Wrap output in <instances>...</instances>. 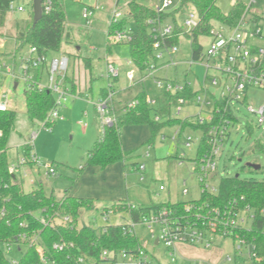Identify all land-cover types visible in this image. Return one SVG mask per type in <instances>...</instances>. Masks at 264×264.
<instances>
[{
    "label": "rangeland",
    "instance_id": "374dc122",
    "mask_svg": "<svg viewBox=\"0 0 264 264\" xmlns=\"http://www.w3.org/2000/svg\"><path fill=\"white\" fill-rule=\"evenodd\" d=\"M32 0H25L30 2ZM130 0H65L64 9L68 26L72 31V41L62 43V49L66 50L70 58V65L67 75L75 78L81 86L85 85L90 75L94 79L100 81L94 84V89L100 86L101 80L106 77L107 61L113 58L117 60V68L120 70L119 80L113 81L114 98L113 102L116 109L121 108L124 101H130L145 91L146 94L158 99L162 94L154 83L152 77H148L146 81H130L128 73L134 72L135 79L139 78L141 71L131 60L130 46L127 43L110 44L108 48V29L113 21V16L116 11L123 14L127 11V4ZM150 5H156L158 0H146ZM253 2L250 9V14L259 17V25L264 32V0H237L238 4L248 6ZM218 6L225 13H228L233 8L232 0H217ZM179 6V0H172L168 11H172ZM88 8L92 11L90 22L83 17L84 10ZM190 10L187 9L185 14ZM185 14H177V21L180 26L183 24ZM30 17V10L19 12L17 10L10 11L7 15L6 24L0 27V37L5 39L6 46H0V51L7 55L13 49L15 50L14 40L7 37L1 31L6 30L13 25L16 29V21H26ZM174 25L172 18L166 20L164 25ZM24 25V24H23ZM22 25V26H23ZM133 26L132 23L129 27ZM187 31V30H186ZM186 31H182L177 46V53L173 55L174 60L180 62L177 66L170 65L168 67H160L155 76L160 78L177 79L184 81L187 77L194 87H197L198 78L193 71L189 70V61L192 57L191 40L187 37ZM15 32V34H16ZM199 42L206 49L210 43V38L207 36H200ZM14 46V47H13ZM30 46H26L21 54L28 53ZM13 50V51H14ZM50 57L59 56L58 52H50ZM91 57L92 67L86 66L85 57ZM169 59V56L165 58ZM164 60V61H165ZM130 62V63H128ZM197 75L202 76L203 67H195ZM193 69V70H195ZM105 77V78H104ZM46 82V76L42 77ZM11 85L8 79L0 81V88ZM71 89V84H67ZM77 86V84H76ZM25 84L19 83L17 88L11 86L10 100L11 109L17 112L15 129L12 131L9 139L8 158L10 163L16 162L18 156L17 148L19 145L29 144L31 148L40 156L42 163L52 164L56 169V175H47L44 166H40L42 174L38 173L39 181H43V187L47 193L53 191L57 199L65 196V191L73 184L75 186V179L83 171H80V166H85L88 156V149L102 136L104 125L102 117L95 106L88 105L75 97L69 96L63 103L62 107L65 119L57 120L54 125L43 127L42 123L30 120L26 113ZM97 100V99H96ZM248 104H252L255 108H259L264 104V91L258 88L251 89L248 95ZM112 104V103H111ZM159 105V102L157 106ZM239 107L238 119L239 122L231 127V134L228 143L223 147L220 154L217 156L218 167L215 172L210 174L208 183L211 186H218L220 179L224 176H233L239 174L242 179H264V150L256 151L253 148V143L260 140L264 145V124H259L260 115L251 112L246 105L237 103ZM124 108V107H123ZM87 109L88 114L83 113ZM173 111L175 107L173 106ZM198 112V107L191 103L185 105L179 117L181 119H189L194 121V116ZM113 115V114H112ZM154 117V113L153 116ZM162 121L168 120V116H163ZM87 122L84 126L81 122ZM250 124L249 128L247 124ZM127 126L124 125L122 129ZM179 124L163 125L160 132L154 136L153 141H149L152 133L149 125L138 124L135 125V131L139 132L144 138L139 145L134 143L127 151H132L125 160H121L119 174L115 177L116 188L107 189L99 185L96 176L85 178L81 184L85 183L87 188L95 189L94 204L91 208H82L80 210V217L78 226H90L96 230L100 229L103 223V213L105 208L110 209L113 203H116L121 198H126L127 195L134 194V189L138 195H142L146 201H139L130 198L127 201L138 205L148 206L151 203V198L154 201L164 197L169 191L175 198L180 200H190L198 198L201 195V185L198 176L196 175V147L188 149L184 145V136L193 135L203 137L204 131L201 128H196L189 125L180 133L176 140L173 136L179 131ZM125 140H127V132L131 131L128 128L124 130ZM35 135V137H33ZM163 136L165 139L163 140ZM131 138V136H130ZM135 140V139H134ZM157 151V153H156ZM181 153H184V158L181 160ZM159 158H164L166 162L159 164V168L154 165V161ZM182 161V162H181ZM245 162H254L261 165V168L254 169L246 166ZM146 164L141 170H133L134 166H141ZM117 164V163H116ZM88 172L90 169H87ZM86 170V171H87ZM85 171V172H86ZM84 172V173H85ZM83 173V174H84ZM89 174V173H88ZM93 174V173H92ZM40 175V176H39ZM32 176V175H31ZM26 182V191L31 190V179ZM75 182V183H74ZM97 182V183H95ZM186 186L189 189L187 195L183 193ZM78 183V188L81 186ZM37 185H40L38 182ZM160 185L166 187L165 192L160 190ZM73 186V187H74ZM120 192V194H119ZM128 193V194H127ZM114 197V198H113ZM137 197V196H136ZM151 197V198H150ZM113 198V199H112ZM113 201V202H112ZM126 223L130 224L131 219L129 213L110 212L109 220L106 224L112 223ZM135 231L143 245L152 255L163 262L164 264H194L193 261L184 259L182 256H177V261H172L168 255L167 247L163 241L156 244L157 238L160 237V227L158 225L149 228L143 224L135 225ZM183 243H178V247H182ZM184 245V244H183ZM186 246V245H184ZM1 248L5 255L13 262L17 261L22 253L26 250L27 245L18 243H2ZM197 259H209L208 264H220L221 253L225 251L228 254L233 253V241L231 238L216 236V245L211 249H205L202 245L195 248ZM197 264H199L197 262ZM221 264H231L223 263Z\"/></svg>",
    "mask_w": 264,
    "mask_h": 264
},
{
    "label": "trees",
    "instance_id": "16d2710c",
    "mask_svg": "<svg viewBox=\"0 0 264 264\" xmlns=\"http://www.w3.org/2000/svg\"><path fill=\"white\" fill-rule=\"evenodd\" d=\"M51 2L50 10L46 11L43 7L41 18L34 24L33 0L30 2L0 0V27L5 26L12 3L23 4L30 10L28 20L15 22L17 28L14 36L15 50L10 55L21 54L26 46L35 47L41 55H49L50 52H61L64 41H72V31L68 26L64 9L65 0ZM192 7L199 14L200 24L191 32H186V35L191 40L192 55L197 58L202 51V46L198 42L199 35L206 33L213 21L236 24L247 6L236 3L228 13H225L218 6L217 0H179L176 9L159 11L156 5L148 4L146 0H130L126 13L120 19L112 21L109 26L107 33L109 51L112 43L110 36L119 30H129L131 39L117 43H127L130 46L131 60L141 73L152 66L161 67L163 62L158 60L154 49L153 28L164 25L167 19L172 18L174 30L166 37L163 45L178 44L180 35L185 30L177 21V14H185L186 10ZM130 23L133 26L129 27ZM8 55L0 51V64ZM86 66L90 67L89 60H86ZM65 81L66 85L71 84L72 91H76L74 77L66 75ZM107 93L108 88L103 94L106 96ZM195 93L192 89L174 96L163 93L162 105L153 107L146 103V93L141 92L137 96L140 101L138 106L129 110L123 108L115 114L112 125L104 126L102 136L88 150L86 164L80 171L85 167L106 168L125 160L131 154L132 151H127L122 146L124 125H149L152 133L149 141H153L154 136L166 124H179L181 133L189 125L205 131V126L197 125L187 118H168L165 121L155 119L157 114H160L161 118L167 116L172 107L177 105L178 96L183 95L190 99ZM24 95L26 113L30 120L42 123L43 127L49 124L46 119L49 111L56 106L55 93L47 88L25 87ZM16 116L17 112L13 109L0 111V264H47L42 261L39 246L43 248L48 261L55 264H80L77 257L82 254L98 259L105 249L115 252L123 249L135 251L141 247L142 243L137 234L125 232L127 224H105L100 226L99 230L90 226L79 227L80 210L91 208L94 203L92 198L66 194L63 198L57 199L54 194L47 193L42 185L30 191L23 189L14 179L15 175L10 170L11 163L8 158L9 139L15 129ZM249 126L248 123L247 127ZM253 148L256 151L264 150V145L260 140H256ZM21 150L22 155L28 157L32 148L29 144H24ZM208 150L209 146L204 136L196 150V157H200ZM28 164L33 162L29 161ZM164 206L170 208L174 217L180 221L189 220L199 224L203 217H212L214 215L212 210L216 208L228 210L236 207L251 208L256 216L251 227L238 228L236 232L253 244L254 251L260 258L254 264H264V215L261 213L264 209V179H242L239 174L224 176L220 179L216 193L204 191L198 198L152 203L148 206L121 202L113 204L110 209L105 208V211H126L132 221L137 222L143 215ZM66 215L70 216V221H64ZM60 241L67 244L63 250L54 247V244ZM2 243L25 244L27 248L16 263H13L2 250ZM70 243H74V246Z\"/></svg>",
    "mask_w": 264,
    "mask_h": 264
},
{
    "label": "built area",
    "instance_id": "2783aa9c",
    "mask_svg": "<svg viewBox=\"0 0 264 264\" xmlns=\"http://www.w3.org/2000/svg\"><path fill=\"white\" fill-rule=\"evenodd\" d=\"M233 5L237 0H232ZM51 0H43V7L46 11L51 8ZM172 4V0H159L156 5L159 11H164ZM253 2L246 7L245 12L236 24L230 25L224 22L213 21L211 27L206 33L200 36L210 38V43L206 49L202 46V51L197 58L193 55L187 63L189 70L191 69L198 78L197 87H194L191 81L185 79L178 81L177 79L160 78L155 76V72L160 68L152 66L143 72L140 76L141 81H145L148 77H152L158 89L163 93L174 96L178 93H183L192 89L196 92L195 95L187 99L181 95L177 97V105L175 111L173 107L167 114L168 118H176L181 114L185 105L193 103L198 107V112L193 115L194 123L200 126H205L203 137L193 135L184 136V145L191 149L202 143L206 136V143L209 150L203 153L200 157H196L195 172L200 180L201 191H209L216 193L217 187L211 186L208 183V178L212 172H215L217 164V156L222 151L223 147L228 143L231 134V127L239 122L237 103H242L254 114L260 115L259 124H264V104L259 108H255L252 104H248V95L251 89H261L264 91V32L259 25V17L250 14V9ZM12 11H26L23 4L12 3L10 6ZM92 11L86 8L83 12V17L87 22H90ZM123 16L122 12L116 11L113 16V21L120 19ZM200 24V18L195 8H190L185 14L183 20V28L186 32H191ZM174 30V25H158L153 28L154 32V49L156 57L163 62L161 67L170 65L177 66L180 62L174 60L173 55L177 53L176 44L164 46L163 43L167 36ZM131 34L129 30H119L110 36L111 42L129 41ZM5 40L0 37V46H4ZM169 56V59L165 58ZM165 60V61H164ZM203 67L202 76H198L195 67ZM69 67L68 55H59L50 57L49 55H41L35 47H31L28 53L20 56H13L12 60H4L0 64V81L8 79L11 85L8 88H0V111L11 109L10 92L11 86L14 88L19 86L20 82L25 84V87H37L39 89L47 88L56 95V106L48 113L46 121L49 122L46 126H51L53 122L62 120L64 117L61 114V107L69 96L80 97L75 94L67 85L65 77ZM195 69V70H193ZM46 76V82L42 77ZM120 76L119 69L113 61H108L106 66V77L110 80L108 85V93L105 97L93 100L89 96L87 100L92 103L102 117L104 126H110L115 121V116L111 114V103L114 98L113 81ZM132 80L135 74H128ZM15 84L17 86L15 87ZM146 103L150 106L157 107L158 100L146 95ZM140 103L138 98L128 101L124 110L135 108ZM190 116L186 118L189 119ZM156 120L161 119V115L155 116ZM86 125L85 122H81ZM45 126V127H46ZM173 136L176 140L180 134ZM34 134L33 137H35ZM165 136H163V139ZM255 143V142H254ZM253 143V145H254ZM179 159L184 158V153H181ZM32 161L34 165L44 166L47 175H56V169L52 164L42 163L40 156L32 149L29 156L20 155L17 163L10 164L12 173L18 171L20 166L28 164ZM182 162V161H181ZM145 167L144 164L139 166V170ZM183 193L188 194L189 189L184 182ZM164 189V186H161ZM235 206H237L235 204ZM214 215L211 217H203L201 224L191 222L189 220L180 221L175 218L173 212L168 207H162L159 210L151 211L145 214L137 222L131 221L127 224L125 232L137 234L135 225L143 224L152 228L154 225L160 227L159 242L163 241L167 247L168 255L172 261L177 260L178 243L187 244L198 247L202 245L205 249H211L216 245V236L222 238L229 237L233 241V253L226 254L224 261L231 264H254L259 261V256L254 251L253 244L244 236H240L236 230L238 228H250L255 220V213L251 208H231L212 210ZM103 213V222L109 220V213ZM264 215V209L261 210ZM199 218V216H198ZM64 221H70V216L66 215ZM44 221V220H43ZM102 226V225H101ZM63 241L56 242L54 247L58 250H63L66 247ZM74 246V243H70ZM42 261L47 264H55L48 261L44 255V250L41 246L38 247ZM77 261L80 264H160L155 254H151L143 245L137 250H119L117 252L108 249L103 250L98 259L79 255ZM16 263V261H13ZM209 261H201L199 264H208ZM212 264V263H211Z\"/></svg>",
    "mask_w": 264,
    "mask_h": 264
},
{
    "label": "crops",
    "instance_id": "0c3cea01",
    "mask_svg": "<svg viewBox=\"0 0 264 264\" xmlns=\"http://www.w3.org/2000/svg\"><path fill=\"white\" fill-rule=\"evenodd\" d=\"M158 2H159V0H158ZM158 4V3H157ZM156 4V5H157ZM27 10V9H26ZM4 27V26H3ZM3 34H5L7 37H11V38H13V40H14V45H15V38H14V36H15V32H16V29L13 27V25L12 26H10L9 28H6V30H4V31H1ZM1 34V33H0ZM5 40V39H4ZM4 46H6V41L4 42ZM14 47V46H13ZM14 50V49H13ZM11 51V52H9V53H7V54H9L8 56H6L5 57V59L6 60H12V58H13V55H10V53H13L14 51ZM58 54L59 55H67L68 53L66 52V50H64V49H62V51L61 52H58ZM50 56V55H49ZM69 57V56H68ZM84 60L86 61V60H89V65L92 67V64H93V62H92V59H91V57H85L84 58ZM117 59L116 58H113V59H111V60H108V61H113L114 62V64H115V66L117 67V61H116ZM107 61V62H108ZM128 63H130V62H128ZM69 65H70V58H69ZM68 69H69V67H68ZM120 71V70H119ZM130 73V72H129ZM128 73V74H129ZM134 73V72H133ZM135 74V73H134ZM141 74H143V72L141 73ZM141 76V75H140ZM75 77V76H74ZM106 77V76H105ZM104 77V78H105ZM136 77V76H135ZM128 79L130 80V81H133V82H135V81H140V82H144V81H141L140 80V77L139 78H137V79H130L129 78V76H128ZM185 79H188L187 77L185 78ZM119 80V78L118 79H116L115 81L117 82ZM100 80L99 79H94L93 78V76L92 75H90V77L86 80L85 79V85L84 86H81V84H79L78 83V81L77 80H75V84H77V86H76V91H73L75 94H78L80 97H76L78 100H81V101H83L84 103H86V104H88V105H93L92 103H89L88 102V100H87V97L89 96L91 99H93V100H96V99H100V98H103V96H105L103 93H104V90L106 89L107 90V88H108V85H109V83H110V80L106 77L105 79H102L101 80V83H100V86L97 88V91L94 89V84H96V83H98ZM146 81V80H145ZM72 90V89H71ZM145 92V91H144ZM146 93V92H145ZM147 96H150V95H148V94H146ZM150 97H152V96H150ZM152 98H154V97H152ZM158 100V102H159V105L158 106H161L162 105V95H160L159 96V98L157 99ZM114 101V100H113ZM129 101V100H128ZM128 101H124L123 102V104H122V106H121V108H119V109H116V107H115V104H114V102H112V104H111V114H113L114 116H115V114H117L120 110H122L123 109V107L125 106V104L128 102ZM131 101V100H130ZM65 105V104H64ZM63 105V106H64ZM62 106V107H63ZM94 106V105H93ZM62 107H61V114L63 115V119L62 120H64L65 119V116H64V113H63V110H62ZM83 113H85V114H88V110L87 109H85V110H83ZM86 123V125H84V126H87L88 124H87V122H85ZM125 128H128L129 130H131V131H129V132H127V140H125V137L126 136H124L123 134H124V129ZM150 128V127H149ZM135 125H127V126H125L123 129H122V136H121V140H122V146H123V149H125V150H127V149H129V148H131V146L134 144V143H136V145L138 144H140V143H142L145 139H147V136L144 138L142 135H140V133L139 132H136L135 131ZM151 131V130H150ZM130 136H131V138H130ZM135 139V140H134ZM165 139V138H164ZM163 139V140H164ZM24 145V144H23ZM23 145H19L18 146V148H17V153H18V157L17 158H19V156L20 155H22L23 153H22V146ZM93 146V145H92ZM91 146V147H92ZM90 147V148H91ZM89 148V149H90ZM88 149V150H89ZM156 153H157V151H156ZM164 158H157L155 161H154V165L157 167V168H159V164H162V163H164V162H166V160H163ZM18 162V159H17V161L15 162H13V164L14 163H17ZM120 164L121 163H118L117 162V164L115 163V164H112V165H110V166H108V167H106V168H100V167H88L87 169H90L89 170V172H88V170L83 174H79L78 176H77V178L74 180L75 182V186H74V184L71 186V187H69L68 189H66V191H65V195L66 194H69V195H72V196H76V197H83V198H92L93 200L96 198L95 196V189H94V187L93 188H87L86 187V184L85 183H83V184H81V182L83 181V179L85 178V175H88L89 177H94V175L96 176V178L95 179H97V182H99V185L101 186V184H102V186L103 187H105V188H107V189H109V188H111L112 186H114V187H112V188H116V184H115V177L119 174V169H120ZM144 164V163H143ZM145 165V167H146V164H144ZM80 167H82V166H80ZM139 170V167H137V166H134V168H133V170ZM84 170V169H83ZM82 170V171H83ZM38 173H41L42 174V169L39 167V166H37V165H34V164H26V165H23V166H20V168H19V170L18 171H15V173H14V175H15V177H14V179H16V181H18L21 185H22V187H23V189L26 191V182L29 180L28 178H30L31 179V190L32 189H34V188H36V187H38L39 185H37L38 184V182H40V185H42L43 186V181L42 180H40L39 181V177H37V175H38ZM57 173V172H56ZM89 173V174H88ZM93 173V174H92ZM32 175V176H31ZM40 176V175H39ZM79 181H80V186H81V189L80 188H78V183H79ZM97 182H95V183H97ZM74 186V187H73ZM161 186H164V185H160V190H163L164 192H165V189H166V187H164V189H161ZM50 194H53V191H51V193ZM119 194H120V192H119ZM128 194V193H127ZM137 196V197H136ZM114 198V197H113ZM112 198V199H113ZM130 198H134V199H136V200H141V201H146L144 198H143V196L142 195H138L137 193H136V190L134 189V194H132L131 193V195H127V197L126 198H121V199H119L116 203L118 204V203H121V202H128L127 201V199L129 200ZM151 198V197H150ZM177 200H180L179 198H175L173 195H172V193H171V191H169L168 190V192L166 193V194H164V197H162V198H160L159 200H156V201H154L153 200V198H151V203H154V204H156V203H165V202H175V201H177ZM113 202V201H112ZM94 204V203H93ZM113 204H115V203H113ZM134 204V203H133ZM138 205V204H137ZM130 216V215H129ZM130 219H131V217H130ZM131 221H132V219H131ZM106 223L105 222H103L102 223V225H105ZM112 224H126V223H112ZM184 245H186V246H184ZM182 244V246H183V248L185 249V251L182 249V247H178V250H179V252H178V256H182L184 259H187V260H191V261H193L194 262V264H197V262L199 263V262H201V261H209V259H202V260H198L197 259V253H196V251H195V248L196 247H194V246H190V245H187V244ZM223 253H221V255H222V258H220V261L221 262H223V263H226L225 261H224V256L226 255V254H228V253H226L225 251H222ZM159 262H160V264H164L163 262H161L160 260H158ZM177 261V260H176ZM209 262H211V261H209ZM221 262H220V264H221Z\"/></svg>",
    "mask_w": 264,
    "mask_h": 264
},
{
    "label": "water",
    "instance_id": "95a60500",
    "mask_svg": "<svg viewBox=\"0 0 264 264\" xmlns=\"http://www.w3.org/2000/svg\"><path fill=\"white\" fill-rule=\"evenodd\" d=\"M33 11H34V24L38 22L43 13V0H33ZM17 84H15V87ZM246 166L252 167L254 169L261 168V165L254 162H245ZM238 176V174H237ZM159 243V239L156 240V244Z\"/></svg>",
    "mask_w": 264,
    "mask_h": 264
}]
</instances>
